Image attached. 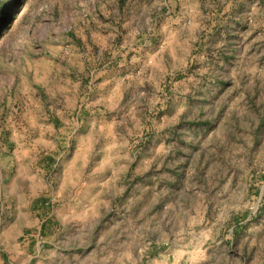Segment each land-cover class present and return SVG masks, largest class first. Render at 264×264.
Instances as JSON below:
<instances>
[{"label": "rangeland", "instance_id": "1", "mask_svg": "<svg viewBox=\"0 0 264 264\" xmlns=\"http://www.w3.org/2000/svg\"><path fill=\"white\" fill-rule=\"evenodd\" d=\"M0 264H264V0H0Z\"/></svg>", "mask_w": 264, "mask_h": 264}]
</instances>
